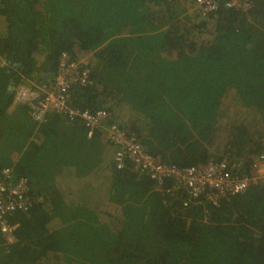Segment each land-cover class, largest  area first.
<instances>
[{
  "label": "trees",
  "instance_id": "1",
  "mask_svg": "<svg viewBox=\"0 0 264 264\" xmlns=\"http://www.w3.org/2000/svg\"><path fill=\"white\" fill-rule=\"evenodd\" d=\"M252 3L201 16L191 0H0V171L12 165L41 199L7 215L16 227L11 242L0 232V264H181L176 245L197 236L206 244L189 264H264V177L217 205L184 207V190L127 160L117 168L105 131L117 124L180 167L226 158L250 174L264 153V0ZM62 52L90 66L69 103L110 117L88 138L80 119L50 112L39 124L16 105V133L13 87L53 80Z\"/></svg>",
  "mask_w": 264,
  "mask_h": 264
},
{
  "label": "built area",
  "instance_id": "2",
  "mask_svg": "<svg viewBox=\"0 0 264 264\" xmlns=\"http://www.w3.org/2000/svg\"><path fill=\"white\" fill-rule=\"evenodd\" d=\"M191 1L193 9L201 16H206L221 7L239 12H247L253 7L252 0ZM89 67L87 57L71 59L69 54L62 52L54 79L36 86L13 87L12 106H27L31 118L39 124L46 121L50 112L61 114L70 121L80 119L89 138L94 130L104 127V122L110 117V112L105 109L92 111L74 107L69 103L70 88L73 85L87 84ZM105 131L108 140L117 146L113 157L117 168H122L127 160L137 170L148 174L159 184L168 181L171 189L184 190L188 195L183 202L184 207L201 204L204 201L217 205L220 201L229 200L233 195L256 185L264 177L262 176L264 153L253 158L250 174L239 171L241 162L230 164L226 158L180 167L148 153L133 134H128L117 124L105 126ZM40 200V197L32 195L28 179L17 175L12 165L1 169L0 232L6 242L13 241L12 231L16 227V224L10 225L7 222V215L14 211H25Z\"/></svg>",
  "mask_w": 264,
  "mask_h": 264
},
{
  "label": "rangeland",
  "instance_id": "3",
  "mask_svg": "<svg viewBox=\"0 0 264 264\" xmlns=\"http://www.w3.org/2000/svg\"><path fill=\"white\" fill-rule=\"evenodd\" d=\"M147 33L148 34L155 35V34H159V30L158 31L157 30H154V31L146 32V33H144V34H146L144 36H148ZM121 36H127V35H123L122 34ZM128 37L130 38V41H133L134 43H137L140 40V37H137L136 34H131V35L128 34ZM134 37H135V39L133 40ZM217 90H218L217 87L216 86L215 87L213 86V87H209V89H207L205 91H202L200 94H197L195 96V98L193 100V104L194 105H198L200 103H205L206 101L207 102L210 101L211 98L213 99L215 97V93L217 92ZM28 141L30 143L31 142H37L38 141V138L35 136V138H30ZM39 141L41 142L40 143L41 145H46V141L44 139H40ZM19 157H20V154H19V152L16 151V152L13 153V155L10 158H11V160H13V158H15L14 159V162H15V160L17 161V159ZM262 176H264V172L262 173ZM83 217L84 216L78 215L77 218L84 219ZM85 220H87V219H85ZM201 222L202 223H205L206 222V219H202ZM89 229L91 230L92 233L94 232V229H93V225L92 224L90 225V228ZM200 238L201 237L197 236L189 244L180 243V244L176 245V250H175L176 251V255L178 256L179 262L181 264H189L190 263V260L191 259L189 257V253H194L195 250H197V249L198 250H202L201 246L203 244H206V243L203 242V240H201ZM205 257H206V259H208V260L211 261L214 258V251L213 250H210L207 254H205Z\"/></svg>",
  "mask_w": 264,
  "mask_h": 264
},
{
  "label": "crops",
  "instance_id": "4",
  "mask_svg": "<svg viewBox=\"0 0 264 264\" xmlns=\"http://www.w3.org/2000/svg\"><path fill=\"white\" fill-rule=\"evenodd\" d=\"M23 112H24L23 109H18L16 108V106H11L8 109V114H7L8 119H11L12 123L14 124V127H16V132H17V129H19V134L21 133V129H22V126L24 124V119H25ZM14 159L15 158H13V160Z\"/></svg>",
  "mask_w": 264,
  "mask_h": 264
},
{
  "label": "water",
  "instance_id": "5",
  "mask_svg": "<svg viewBox=\"0 0 264 264\" xmlns=\"http://www.w3.org/2000/svg\"><path fill=\"white\" fill-rule=\"evenodd\" d=\"M12 86H13V81H10V83H9V85H8V87H7V90H8L9 92H11Z\"/></svg>",
  "mask_w": 264,
  "mask_h": 264
}]
</instances>
